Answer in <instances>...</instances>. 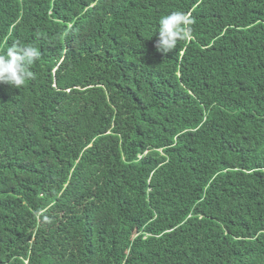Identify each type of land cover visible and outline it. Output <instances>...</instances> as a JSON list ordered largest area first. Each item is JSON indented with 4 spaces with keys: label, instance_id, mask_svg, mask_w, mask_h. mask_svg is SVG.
I'll list each match as a JSON object with an SVG mask.
<instances>
[{
    "label": "trees",
    "instance_id": "1",
    "mask_svg": "<svg viewBox=\"0 0 264 264\" xmlns=\"http://www.w3.org/2000/svg\"><path fill=\"white\" fill-rule=\"evenodd\" d=\"M13 42L0 264H264V0H0Z\"/></svg>",
    "mask_w": 264,
    "mask_h": 264
},
{
    "label": "clouds",
    "instance_id": "2",
    "mask_svg": "<svg viewBox=\"0 0 264 264\" xmlns=\"http://www.w3.org/2000/svg\"><path fill=\"white\" fill-rule=\"evenodd\" d=\"M192 23L190 16L181 11L161 15L158 20L156 50L162 55L175 50L179 41L190 38ZM39 57L40 51L35 45L13 42L6 50L0 52V83L21 88L32 75L28 71L29 66Z\"/></svg>",
    "mask_w": 264,
    "mask_h": 264
}]
</instances>
